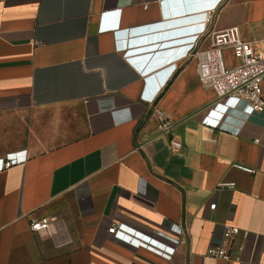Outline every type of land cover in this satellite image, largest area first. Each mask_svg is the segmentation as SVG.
Listing matches in <instances>:
<instances>
[{
	"label": "crops",
	"instance_id": "1",
	"mask_svg": "<svg viewBox=\"0 0 264 264\" xmlns=\"http://www.w3.org/2000/svg\"><path fill=\"white\" fill-rule=\"evenodd\" d=\"M228 28L264 53V0H0V264H264V110L190 56Z\"/></svg>",
	"mask_w": 264,
	"mask_h": 264
},
{
	"label": "built area",
	"instance_id": "2",
	"mask_svg": "<svg viewBox=\"0 0 264 264\" xmlns=\"http://www.w3.org/2000/svg\"><path fill=\"white\" fill-rule=\"evenodd\" d=\"M212 15L206 16V23H210ZM202 42L198 47L190 45V56L196 60L197 79L200 87L212 91L218 100L225 98L239 99L249 104L250 112L246 118L254 113L264 110V100L261 95V84L264 78V53L258 52L251 42L243 41L237 28H228L221 31H214L202 35ZM208 41L207 48L201 45ZM229 49L233 58L237 60V65L228 67L224 62V51ZM156 117L160 124L162 133H169L170 127L165 115L161 111L156 112ZM222 130L232 132L224 127ZM240 130V129H239ZM239 130L233 133H239ZM254 143L260 144L259 139H254ZM170 146L174 151L181 149V144L171 139ZM16 164L15 161L4 163L3 168L8 169ZM246 172L251 170L238 167ZM232 187V184L226 185ZM30 228L33 232L49 233L50 222L47 218L32 219ZM121 225L113 224L108 233L117 235ZM236 227L225 226L223 230V242L218 249H209L206 253L208 257L221 261L231 259L230 247L234 238L239 234Z\"/></svg>",
	"mask_w": 264,
	"mask_h": 264
},
{
	"label": "rangeland",
	"instance_id": "3",
	"mask_svg": "<svg viewBox=\"0 0 264 264\" xmlns=\"http://www.w3.org/2000/svg\"><path fill=\"white\" fill-rule=\"evenodd\" d=\"M224 62H225V64H226V59H224ZM237 63H238L237 60L234 59V66L237 65ZM226 66H227V65H226Z\"/></svg>",
	"mask_w": 264,
	"mask_h": 264
}]
</instances>
